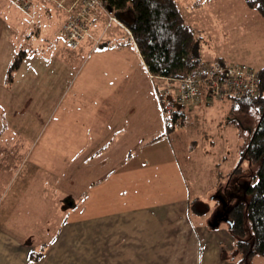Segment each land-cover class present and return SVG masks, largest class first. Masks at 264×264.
Wrapping results in <instances>:
<instances>
[{
    "label": "crops",
    "instance_id": "1",
    "mask_svg": "<svg viewBox=\"0 0 264 264\" xmlns=\"http://www.w3.org/2000/svg\"><path fill=\"white\" fill-rule=\"evenodd\" d=\"M33 1L31 18L38 6L65 14ZM106 21L91 29L104 46L89 37L88 55L70 53L81 58L75 68L27 53L8 85L14 29L0 13V264H223L188 216L162 81L125 25Z\"/></svg>",
    "mask_w": 264,
    "mask_h": 264
},
{
    "label": "rangeland",
    "instance_id": "2",
    "mask_svg": "<svg viewBox=\"0 0 264 264\" xmlns=\"http://www.w3.org/2000/svg\"><path fill=\"white\" fill-rule=\"evenodd\" d=\"M177 3L185 22L203 33L200 45L203 60L243 63L255 70L264 66V19L256 7L250 6L246 0H177ZM36 12L31 18L32 12L22 10L21 13L11 1L0 0V13L14 29L10 37L14 52L24 45L35 47L45 59L54 60L60 56L75 68L81 58L70 53H80L82 57L85 51L88 55L90 46L80 45L82 40L76 48L63 44L61 34L59 36L62 21L59 13L43 12L41 6ZM117 35L135 55L134 44L127 33L122 30ZM90 45L94 47L93 43ZM56 95L52 94V99ZM206 101L204 97L201 102L196 101L198 109L186 111L184 124L172 129L168 139L188 184V216L193 226L200 235L203 233L199 228H203L205 235L200 238L209 250L222 251L219 255L223 264H237L241 255L235 247L229 223L226 219H216L215 212L221 210L220 193L225 195V191L235 187L243 192L252 173L256 176L257 165H249L246 159L242 160L239 171L234 168L241 160L244 135L250 127L257 125L260 113L251 108L246 114H230L229 100ZM229 116L233 118L230 123L226 122ZM252 180L255 181L256 177ZM250 258V264H264V257L259 253Z\"/></svg>",
    "mask_w": 264,
    "mask_h": 264
},
{
    "label": "trees",
    "instance_id": "3",
    "mask_svg": "<svg viewBox=\"0 0 264 264\" xmlns=\"http://www.w3.org/2000/svg\"><path fill=\"white\" fill-rule=\"evenodd\" d=\"M100 1L106 8L115 10L117 19L129 30L149 74L154 78L184 77L203 61L200 55L203 33L185 22L177 0ZM246 2L256 7L264 19V0ZM34 52L40 51L24 45L13 54L5 79L8 85L13 82V76L25 55ZM258 80V93L255 96L229 99L230 114H246L251 108H256L260 113L257 125L250 127L244 135L241 160L234 168L239 171L242 160L246 159L249 165H257L256 176L252 173L243 192L235 187L232 197L224 198L229 206L227 221L230 233L234 236L235 247L241 255L237 264H250V257L254 253L264 257V66L258 70ZM189 110L181 108L166 113L165 126L168 133L182 127L185 112ZM231 120L233 118L229 116L226 122L230 123ZM254 177L255 181L252 180ZM40 255L41 253L35 254L34 259H38Z\"/></svg>",
    "mask_w": 264,
    "mask_h": 264
},
{
    "label": "built area",
    "instance_id": "4",
    "mask_svg": "<svg viewBox=\"0 0 264 264\" xmlns=\"http://www.w3.org/2000/svg\"><path fill=\"white\" fill-rule=\"evenodd\" d=\"M8 1L27 13H31L35 3L33 0ZM47 1L65 12L59 33L63 42L71 48H76L81 40L89 37L95 46H104L101 37H95L91 32L99 15L107 20L106 25L111 22L122 25L115 10L106 8L100 0H71L70 3H65V0ZM212 60L201 61L184 77H158L164 84L156 94L164 119L170 110L190 107L203 97L212 102L255 96L258 93V70L243 63ZM150 77L154 78L151 74Z\"/></svg>",
    "mask_w": 264,
    "mask_h": 264
},
{
    "label": "flooded vegetation",
    "instance_id": "5",
    "mask_svg": "<svg viewBox=\"0 0 264 264\" xmlns=\"http://www.w3.org/2000/svg\"><path fill=\"white\" fill-rule=\"evenodd\" d=\"M233 192H232V190H229V191H227V193L225 194V195H223V194H219L218 196H219V199H221V202H222V205H221V210H219V212L218 211H216L215 213H216V219H218L219 220V218L220 219H228V208L227 207H229V206H227L228 204L225 202V199L224 198H228V199H230L232 196L231 195H233L232 194ZM229 203H230V200H229Z\"/></svg>",
    "mask_w": 264,
    "mask_h": 264
}]
</instances>
